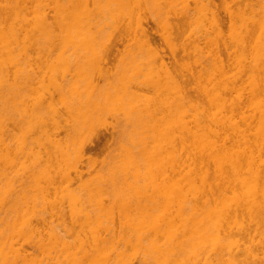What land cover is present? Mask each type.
I'll use <instances>...</instances> for the list:
<instances>
[{
    "label": "bare ground",
    "instance_id": "obj_1",
    "mask_svg": "<svg viewBox=\"0 0 264 264\" xmlns=\"http://www.w3.org/2000/svg\"><path fill=\"white\" fill-rule=\"evenodd\" d=\"M222 1L0 0V264H264V0Z\"/></svg>",
    "mask_w": 264,
    "mask_h": 264
},
{
    "label": "rangeland",
    "instance_id": "obj_2",
    "mask_svg": "<svg viewBox=\"0 0 264 264\" xmlns=\"http://www.w3.org/2000/svg\"><path fill=\"white\" fill-rule=\"evenodd\" d=\"M216 2L219 4H223V6H224V2L222 1V0H216ZM192 3L193 2H191V4H190V6H192ZM219 4V5H220ZM223 6H221L220 5V7L222 8ZM50 13H52V11H50ZM193 26V25H192ZM190 27V26H189ZM195 27V26H194ZM188 28V27H187ZM186 28V29H187ZM209 28V27H208ZM188 29H190V28H188ZM191 30V29H190ZM193 30V29H192ZM192 30H191V32H192ZM194 30H195V28H194ZM191 32H190V34H191ZM187 33L188 32H186V34L185 35H187ZM193 33V32H192ZM174 38V37H173ZM176 39V38H175ZM174 39H172V41H173ZM177 40H179V39H177ZM175 41L174 40V42H169V43H173L172 45H174V43L176 44V45H178V43L180 42H178V41ZM40 42V41H39ZM159 44H160V46L162 47V46H164L163 44H164V42L163 43H161L162 41H157ZM158 43L156 44V41H155V44H156V46L158 45ZM39 44H44L43 43V41L42 42H40ZM162 44V45H161ZM175 45V49H177V50H175V53H174V55H172L171 54V52L168 50V51H165V50H167V49H164V52H163V54L165 53V59H166V61H169L170 62V60H172V62H174L173 61V58L176 60H179L181 57L183 58V54H182V51H181V49H179L178 48V46H176ZM179 45H180V43H179ZM190 46V45H189ZM191 46H192V44H191ZM159 47V46H158ZM166 47V46H165ZM177 47V48H176ZM180 47V46H179ZM120 49L122 48L121 46L119 47ZM190 48H192V47H190ZM122 50V49H121ZM187 50H189V48L187 49ZM190 51V54H191V52H192V50H189ZM169 52V53H168ZM264 53V32L263 33H260V34H258L257 35V38H256V48H255V52H254V56L252 57V60L253 61H256V63L254 62V63H252V70L255 72V75L257 74H259L260 73V60H261V57H262V54ZM138 54V53H137ZM169 54H171V56L169 55ZM189 54V55H190ZM56 55H59V56H62V58L65 56V58H63V60H65V61H68V60H72L73 61V59H75L76 61H77V59L79 60V59H81V61L83 60V58L84 57H88V59L91 57V58H94L95 56H97V57H99L100 55H101V49H99V48H93V49H77V48H71V49H68L67 51H63V52H59V53H57ZM99 55V56H98ZM135 55V54H134ZM118 56H120V55H118ZM117 56V57H118ZM137 56V55H136ZM138 56H139V54H138ZM193 56H194V58H195V55L194 54H192V55H190V56H188L190 59V61H192L193 62ZM96 57V58H97ZM187 57V58H188ZM96 58H94V59H96ZM122 58H125V56H123ZM133 58V57H132ZM186 58V57H185ZM186 58V59H187ZM85 59H87V58H85ZM93 59V60H94ZM116 59V58H115ZM119 59H121L120 57H119ZM193 59V60H192ZM196 59V58H195ZM117 60H118V58H117ZM182 60V59H181ZM188 60V61H189ZM195 61V60H194ZM70 62V61H69ZM177 62H181V61H177ZM191 62V63H192ZM112 63V62H111ZM113 63H115L116 64V60L114 61L113 60ZM190 63V62H189ZM190 63V64H191ZM194 64V63H193ZM202 64L204 65L205 64V61H202ZM192 65V64H191ZM194 67H196V66H194ZM191 68H192V66H191ZM197 68V67H196ZM196 68H194L193 70H195ZM198 69H199V67H198ZM252 70H251V72H252ZM233 72H235V73H237V72H239L240 70L237 68V66L236 65H234V67H233V70H232ZM254 72H252V74L254 75ZM249 74H250V72L248 73V76H249ZM251 75V74H250ZM247 76V75H246ZM246 76L245 75H241V80L240 81H238L237 82V85H242L243 83H244V80L246 79ZM200 84L201 85H203V86H206L205 84V81L204 80H201L200 81ZM200 97V100L202 101V103L204 104V103H206L207 102V100H208V98H209V96H206V95H204L203 93L199 96ZM245 99H249V98H245ZM187 104V103H186ZM185 103H183L182 105L185 107V110L187 109L186 108V105ZM182 107V106H181ZM189 108V107H188ZM183 111V110H182ZM187 111V110H186ZM189 111V110H188ZM187 111V112H188ZM118 112V111H117ZM117 112H115V114L117 113ZM186 112V114H190L191 112L189 111L188 113ZM115 114H113V116L115 115ZM119 114H120V112L118 113V116H119ZM185 114V113H184ZM121 115V114H120ZM109 116V115H108ZM107 116V118L105 119V120H103V117H101L102 119L101 120H98V123L100 122L101 124H102V121L103 122H105V123H110L111 124V122L113 123L114 121H118V119H116V120H114V121H112V118L113 117H108ZM111 116V115H110ZM118 116H116V117H118ZM115 116H114V118H116ZM184 117H186L185 115H184ZM188 117V116H187ZM120 118V117H119ZM122 118V117H121ZM123 119V118H122ZM119 122H121L120 121V119H119V121H118V123ZM123 122H124V119H123ZM115 124H116V122H114ZM113 123V124H114ZM122 123V122H121ZM120 124V123H119ZM118 124V125H119ZM124 124V123H123ZM122 124V125H123ZM118 125H117V127H118ZM121 125V124H120ZM120 127V126H119ZM175 128V127H174ZM174 128L172 129L173 130V132L174 131H176V130H174ZM86 130H84V129H81V132H79V130H78V132H79V134H78V132H76L78 135H77V137L79 138V140L82 142V139H86V137L89 135V134H92V133H90L91 131H92V129H91V131H89L87 128H85ZM65 134V133H64ZM174 134H176L177 135V133L175 132ZM174 134H172V135H174ZM61 135L62 136H64L63 135V133H61ZM75 135V137H76V134H74ZM73 135V136H74ZM176 135H174V136H171V138L170 139H173V140H176V139H174L173 137H175ZM176 138V137H175ZM76 139V138H75ZM78 140V141H79ZM78 143V142H77ZM176 143H174L173 141H172V145L171 146H173V148H174V145H175ZM74 149H75V147H74ZM71 150H73V147L71 148ZM76 150H73L72 152L70 151L69 152V158H66L64 161H62V163H61V166H60V168H61V172H72V167H74L75 166V162L74 161H77L76 159H75V152ZM78 151V150H77ZM78 153V152H77ZM76 153V154H77ZM78 158V157H77ZM107 163H108V161H107ZM107 163H105L106 165H108ZM110 163H112V161L110 162ZM114 163V162H113ZM112 163V164H113ZM74 165V166H73ZM109 165H111V164H109ZM173 165H174V163H173ZM172 165V166H173ZM167 166H169V164L167 165ZM171 166V167H172ZM170 167V166H169ZM168 167V168H169ZM86 168V167H85ZM85 168L83 167V168H81V169H83L84 171H85ZM167 168V167H166ZM175 167H172V169H174ZM105 169V168H104ZM103 169V170H104ZM169 169H171V168H169ZM172 169H171V171H172ZM94 170V169H93ZM92 170V171H93ZM95 170H97L96 168H95ZM99 170V169H98ZM109 170V169H108ZM107 170V171H108ZM91 171V172H92ZM110 171V170H109ZM169 171V170H168ZM171 171H169V172H171ZM70 172V173H71ZM95 172H97V171H95ZM104 172V171H103ZM106 172V171H105ZM93 173V172H92ZM114 178V177H113ZM112 178V180L110 179V181L108 182V188L109 187H111L112 189H114L115 187H117L119 184V178H117L118 179V181L116 180V179H113ZM160 178H158L157 180H159ZM150 180V179H149ZM157 180H155V179H152V180H150L149 181V185H148V187L150 188V189H152L151 188V186H154V184L156 183V184H158L156 181ZM159 181H161V180H159ZM158 181V182H159ZM107 182H105V183H107ZM129 182H130V180H129ZM145 182V181H144ZM121 183H123V182H121ZM130 184V183H129ZM132 184H133V182H132ZM142 184V183H141ZM147 184V183H146ZM156 184H155V186H156ZM74 186L76 185V184H73ZM73 185H72V187H73ZM105 185V184H104ZM107 185V184H106ZM121 185V184H120ZM131 185V184H130ZM147 186V185H146ZM114 187V188H113ZM107 188V189H108ZM117 188H119V186L117 187ZM116 189V188H115ZM16 238H18V239H21V237L19 238V237H16ZM15 239V238H14ZM23 239V238H22ZM22 239L21 240H18L19 242L20 241H22ZM16 240V239H15ZM16 242H17V240H16ZM23 242V241H22ZM21 243V242H20ZM29 249V248H28ZM30 250V249H29ZM131 256V255H130ZM125 257V256H124ZM124 257H122V258H124ZM137 256H135V258H136ZM127 258H128V255H127ZM130 258V257H129ZM128 258V259H129ZM135 258L133 259L132 257L130 258V260L131 259H133L134 261H136L135 260ZM188 258V257H187ZM187 258H185V259H187ZM125 259V258H124ZM184 258H183V260L181 259L180 260V263H181V261L183 262V264H189V259L190 258H188L187 260H189V261H187V260H185ZM123 260V259H122ZM127 260V259H126ZM130 260L128 261V262H130ZM185 260V261H184ZM119 262V261H118ZM124 262H125V260H124ZM128 262H126V264L128 263ZM122 263H123V261H122ZM190 263L192 264L193 262L192 261H190ZM134 264H137V262H135ZM182 264V263H181Z\"/></svg>",
    "mask_w": 264,
    "mask_h": 264
}]
</instances>
